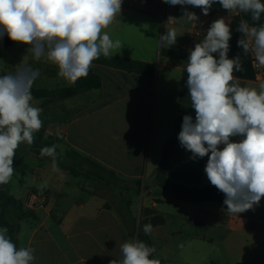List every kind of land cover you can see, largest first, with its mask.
Instances as JSON below:
<instances>
[{"label":"crops","instance_id":"crops-1","mask_svg":"<svg viewBox=\"0 0 264 264\" xmlns=\"http://www.w3.org/2000/svg\"><path fill=\"white\" fill-rule=\"evenodd\" d=\"M184 8L195 12L199 20H169L180 18ZM235 15L219 3L213 4L205 16L198 7L170 6L163 0H131L122 6L120 17L107 29L114 40L123 44L112 57L155 65V74L93 64L90 72L99 76L100 88L48 106L43 105V100H33L43 110L45 136L56 134L59 129L63 133L59 144L62 152L76 150L125 182L142 183L140 190L132 187L129 210L138 223L151 219L145 217L146 210H154L165 218V224L152 227L149 233L157 258L165 264H215L219 252L226 264H264V198L253 209L230 214L223 203L177 201L161 189L156 178L164 148L174 140L166 170L168 179L189 188L211 186L204 171L208 156L193 159L178 140L183 117L190 115L195 119L183 67L190 50L204 39L211 23L223 17L231 25ZM197 27L201 34L196 38ZM168 28L177 32V42L170 47L160 44V36ZM165 50L186 58H169L163 55ZM29 66L40 73L34 83L36 89L76 85L70 86L59 77L55 66L35 61L28 50L22 62L12 69L15 72ZM239 81L242 86L259 84L254 80ZM27 152L40 164L27 177L20 162L22 154L17 152V169L8 183L9 207L5 213L9 222L19 226L13 240L17 247H32L34 264H109L120 259V245L130 240L120 216L126 212L122 188L96 183L99 188L114 187L120 193L122 207L118 209L109 204L103 193L83 185L81 177L71 174L59 162L60 172H53L50 160L38 157L30 147ZM45 182L47 187L41 189L39 186ZM33 192L45 193L46 200L29 204ZM19 203L23 206L21 212L14 208ZM29 212L30 217L17 219V215Z\"/></svg>","mask_w":264,"mask_h":264},{"label":"clouds","instance_id":"clouds-1","mask_svg":"<svg viewBox=\"0 0 264 264\" xmlns=\"http://www.w3.org/2000/svg\"><path fill=\"white\" fill-rule=\"evenodd\" d=\"M170 6H193L207 16L215 3L229 13L249 15L254 24L241 20L238 47L251 54L255 66L264 68V2L262 0H163ZM123 0H0V40L28 46L37 62L57 68L68 85L89 75L94 61L111 58L123 47L107 31L120 17ZM169 20L196 23L195 12L183 9L180 18ZM232 29L225 18L214 20L204 39L190 50L183 69L187 74L188 97L195 119L183 117L178 134L180 145L193 159L208 156L205 173L210 184L224 194L230 214L244 213L264 198V81L256 87L242 86L235 75L242 72L240 55L229 58ZM177 42L175 28L160 36L168 47ZM218 54V58L217 55ZM39 70L21 67L0 75V185L10 183L14 158L21 144L31 146L34 134L43 127L42 109L33 103L32 87ZM233 137H239L233 141ZM222 146V147H221ZM58 145L45 146L40 157L57 164ZM65 176L61 173V179ZM47 187V183L39 186ZM145 234L152 225H144ZM32 247H17L7 227H0V264H34ZM121 258L109 264H161L152 258L156 248L139 239L120 245Z\"/></svg>","mask_w":264,"mask_h":264},{"label":"trees","instance_id":"trees-1","mask_svg":"<svg viewBox=\"0 0 264 264\" xmlns=\"http://www.w3.org/2000/svg\"><path fill=\"white\" fill-rule=\"evenodd\" d=\"M262 2H264V0H262ZM241 20H247L250 25L255 23L251 20L249 15L243 13H240L238 16H235L233 18L232 23L230 25L232 29V39L229 42L230 51L228 53V56L229 58H234L237 55H240L242 58L244 70L242 72L235 73V75L239 79L254 80V69L251 64L250 54L248 56H244L243 49L241 47H238L237 45L238 39L243 38L241 37V33L236 30ZM260 22L264 23V16H262ZM27 50L28 46L16 44L12 42L6 35L3 37L2 40H0V58L3 59L4 62L10 67H15L19 65L22 62ZM163 55L173 59L186 58V55L184 54L169 50L163 51ZM214 55H217L218 58V54ZM93 64L108 65L130 72H146L147 70L148 74L150 75H154L156 71L155 65L117 57L105 58L101 56L98 60L94 61ZM100 86L101 81L99 76L89 72V75L86 78L78 80L75 86L59 88L55 90L36 89L32 87V95L34 97L33 100H43V105L48 106L57 101L78 96L92 89H98L100 88ZM45 128V124H43V127L40 129V131L34 134L35 143H33V145L31 146V149L38 157H40V151L38 150V148H40L42 145L52 146L55 144L58 145L57 162H59V164L64 169L68 170L74 176H84L88 179H94L97 184H105L109 187L113 185L118 186L121 187L123 191L129 193L131 192L133 186L136 190L141 189L142 183L140 181H136L133 184L127 183L115 172L108 170L106 167H104L97 161L80 154L76 150L71 149L67 150L66 152H62L59 148V144L62 143V140L55 138H47L44 134ZM174 142V140L171 141L164 148L162 161L157 169L156 178L161 189L166 192H169L177 201L194 203H223L225 199L224 194L217 190L213 185L198 188H189L187 186L174 183L168 179L166 170L171 150L174 146ZM44 158H47L51 161V158ZM125 197L127 198H125L126 212L121 213L120 216L122 217L125 226L129 231V238L139 239L148 244L149 246L155 247L149 234H145L143 230L144 225L148 223L152 225V227L163 225L165 224V218L158 215L157 212L154 210H146L145 217L151 216V219L148 220V218H146L145 220H141L138 223L137 219L132 216L129 210V207L131 205L130 197H127L126 195ZM7 207H9L8 184L0 185V227H7L9 229V234L12 240H15V235L19 230V226L16 224H12L8 221L5 213ZM14 208H17L21 212L23 208L22 203L14 204ZM30 215V212L17 215V219L23 220L27 217H30ZM130 223H132V229H129ZM152 258H157V248ZM160 261L161 264H165V261L163 259H160Z\"/></svg>","mask_w":264,"mask_h":264},{"label":"rangeland","instance_id":"rangeland-1","mask_svg":"<svg viewBox=\"0 0 264 264\" xmlns=\"http://www.w3.org/2000/svg\"><path fill=\"white\" fill-rule=\"evenodd\" d=\"M136 8H138V3H136ZM8 73H14L12 67L8 66L3 59L0 58V75H4V74H8ZM36 84L33 85V87L35 88ZM34 143H35V138H34ZM33 145V144H32ZM31 145V146H32ZM31 146H28L26 143L25 144H21L20 148L18 149L17 152H19L20 154H22V159L20 162L23 163L24 167H25V171L27 173V177L32 176L33 173V169L36 167V165L40 164V161L36 158V157H29V153L27 152V149ZM42 147L45 146H41L40 148H38V150L40 151ZM71 163V162H70ZM69 163V164H70ZM14 168L15 171L17 169V163L14 162ZM80 180L81 183L87 187H92L94 190L99 191L100 193H103L105 195V197L108 199L109 204H111L112 207L115 208H121L122 207V198L121 195H126L127 197H132L134 194L132 192H118L113 188H104L103 186H101V188H99L96 185V182L94 181V179H88L84 176H80ZM16 184V183H14ZM17 186V184L15 185ZM17 188V187H15ZM139 219H142V216L139 217ZM133 239V238H130ZM216 263L215 264H226L224 262V258L222 257V255L220 254V252L218 253V257L216 258ZM173 264H176V262H174Z\"/></svg>","mask_w":264,"mask_h":264},{"label":"built area","instance_id":"built-area-1","mask_svg":"<svg viewBox=\"0 0 264 264\" xmlns=\"http://www.w3.org/2000/svg\"><path fill=\"white\" fill-rule=\"evenodd\" d=\"M131 0H123L122 6L128 4ZM239 14H236L235 16H238ZM200 29L197 27L194 31V36L197 38L200 36ZM251 58V64L254 69V81L260 83L261 81H264V68H259L255 66L254 57L250 54ZM47 138H55V139H63V133L59 129L56 134L47 136ZM46 194L45 193H36L33 192L30 196L29 204L34 205L36 201L41 200L44 202L46 200Z\"/></svg>","mask_w":264,"mask_h":264},{"label":"water","instance_id":"water-1","mask_svg":"<svg viewBox=\"0 0 264 264\" xmlns=\"http://www.w3.org/2000/svg\"><path fill=\"white\" fill-rule=\"evenodd\" d=\"M226 206V205H225Z\"/></svg>","mask_w":264,"mask_h":264}]
</instances>
